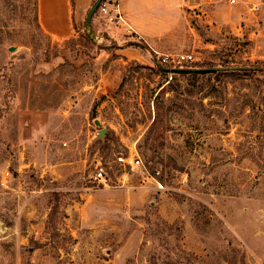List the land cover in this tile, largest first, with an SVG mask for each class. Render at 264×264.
<instances>
[{"label":"rangeland","instance_id":"rangeland-1","mask_svg":"<svg viewBox=\"0 0 264 264\" xmlns=\"http://www.w3.org/2000/svg\"><path fill=\"white\" fill-rule=\"evenodd\" d=\"M71 1L57 42L0 0V264H264V0H208L157 53Z\"/></svg>","mask_w":264,"mask_h":264},{"label":"crops","instance_id":"crops-1","mask_svg":"<svg viewBox=\"0 0 264 264\" xmlns=\"http://www.w3.org/2000/svg\"><path fill=\"white\" fill-rule=\"evenodd\" d=\"M192 2L190 4L188 0H117V6L137 34L150 38L149 47L157 53L155 49L168 47L163 46L162 42L174 36L173 32L178 23L190 19L194 10L201 11L211 3L208 0ZM70 5L71 0H38V24L50 39L57 42L69 39Z\"/></svg>","mask_w":264,"mask_h":264},{"label":"built area","instance_id":"built-area-1","mask_svg":"<svg viewBox=\"0 0 264 264\" xmlns=\"http://www.w3.org/2000/svg\"><path fill=\"white\" fill-rule=\"evenodd\" d=\"M232 4L236 3V0H230ZM250 11L253 14H257L260 11V6L254 5L251 7ZM97 14L108 26H113L116 29H122L126 34L132 33V28L128 24V21L124 14H122L117 6V0H103L97 9ZM134 33V32H133ZM156 61V60H155ZM199 60L194 57L192 53L190 54H179L172 56H164L160 61H157L160 65L166 68H171L170 65H182L189 63H197ZM118 164L125 166L130 165L131 168L136 170V175L144 181L149 179L154 180L150 177L146 167L138 157H118ZM104 172L102 169H98L95 175V179L102 181L105 180ZM2 184V183H1ZM158 189H162V186L159 183H156Z\"/></svg>","mask_w":264,"mask_h":264},{"label":"trees","instance_id":"trees-1","mask_svg":"<svg viewBox=\"0 0 264 264\" xmlns=\"http://www.w3.org/2000/svg\"><path fill=\"white\" fill-rule=\"evenodd\" d=\"M37 13H38V0H34V2H33V21L35 22L37 28L40 29L39 24H38V15H37ZM128 45L129 46H134L136 48H139L140 50H143V47L139 46L138 44L129 43ZM120 49H121V47H120ZM152 63L154 65V67L161 74H165L166 75L168 73V71L170 70V68L163 67L162 65H160L155 60H152ZM260 70H261V68L251 67V68L241 69L238 72L243 73V75H249V74H252V73L259 72ZM212 73L213 74H223V73H220L218 70L212 71ZM182 74H188V75H191V76L206 75V73H204V72H196V71H188V72H184V73L182 72ZM231 74H233V73H231ZM44 108H45L44 105H41L37 109L43 110Z\"/></svg>","mask_w":264,"mask_h":264},{"label":"water","instance_id":"water-1","mask_svg":"<svg viewBox=\"0 0 264 264\" xmlns=\"http://www.w3.org/2000/svg\"><path fill=\"white\" fill-rule=\"evenodd\" d=\"M103 0H96L93 4V6L90 8V10L88 11L87 15H86V18H85V28L88 30L90 28V24H91V21H92V18L94 16V14L96 13L97 9L99 8L101 2ZM193 0H188V2L190 4H192ZM12 49L14 48H10V51H12ZM233 70H241V69H245V68H231ZM217 69L213 68V69H206V70H200V71H215ZM199 71V70H198ZM104 134V130H101L99 135L102 136Z\"/></svg>","mask_w":264,"mask_h":264}]
</instances>
